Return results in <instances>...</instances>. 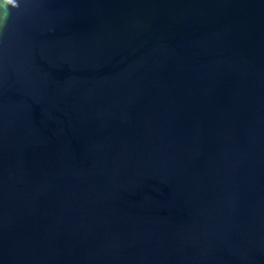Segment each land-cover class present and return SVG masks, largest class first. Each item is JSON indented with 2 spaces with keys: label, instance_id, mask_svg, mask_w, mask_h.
Segmentation results:
<instances>
[{
  "label": "water",
  "instance_id": "1",
  "mask_svg": "<svg viewBox=\"0 0 264 264\" xmlns=\"http://www.w3.org/2000/svg\"><path fill=\"white\" fill-rule=\"evenodd\" d=\"M0 264H264V0H0Z\"/></svg>",
  "mask_w": 264,
  "mask_h": 264
},
{
  "label": "clouds",
  "instance_id": "2",
  "mask_svg": "<svg viewBox=\"0 0 264 264\" xmlns=\"http://www.w3.org/2000/svg\"><path fill=\"white\" fill-rule=\"evenodd\" d=\"M7 16H4V19L6 20Z\"/></svg>",
  "mask_w": 264,
  "mask_h": 264
}]
</instances>
